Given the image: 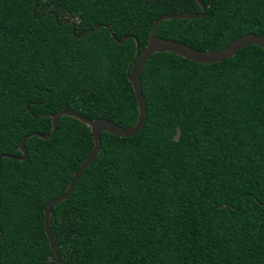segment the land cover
I'll list each match as a JSON object with an SVG mask.
<instances>
[{
  "label": "trees",
  "instance_id": "1",
  "mask_svg": "<svg viewBox=\"0 0 264 264\" xmlns=\"http://www.w3.org/2000/svg\"><path fill=\"white\" fill-rule=\"evenodd\" d=\"M203 17L155 34L201 51L264 36V0H202ZM200 12L194 0H0V154L48 133L61 109L132 125L127 63L152 21ZM123 36L127 38L118 43ZM143 127L100 133V149L51 207L61 264H264V50L217 62L152 53L140 72ZM0 158V264H54L42 208L92 147L60 116L51 137Z\"/></svg>",
  "mask_w": 264,
  "mask_h": 264
},
{
  "label": "water",
  "instance_id": "2",
  "mask_svg": "<svg viewBox=\"0 0 264 264\" xmlns=\"http://www.w3.org/2000/svg\"><path fill=\"white\" fill-rule=\"evenodd\" d=\"M194 1L200 8V12L198 13H194V12L167 13V14H163L155 18L151 23L147 42L144 45L143 49L140 51V53H138V43L133 37L135 49H134L133 56L127 63V66L125 69V76H126L127 81L130 83L133 96L135 99V103H136V109H137L136 120L132 125L128 127H122L107 119H103V118L89 119L76 111L69 110V109H61L56 112L47 114V116L50 118V130L48 133H39L36 131H32V132L25 134L20 139L19 144H18V150L20 152V155L13 156V155L6 154V153L0 154V158L10 157V158H15L17 160H23L26 155L25 146H24L25 138L31 137V136H37L40 139H46V138L51 137L56 129L58 118L64 115L73 117L76 120L82 122L88 127L91 133L92 147L90 151L88 152V154L83 159V161L80 163L78 169L72 174V177L70 181L67 183L64 191L60 193L59 195L51 198L48 202L44 204L42 208L43 232L48 241V247L51 249L54 255V260H55L54 264H61V257L59 255L57 246L55 244L53 235L50 231L49 221H50L51 207L57 202H60L66 198V196L71 192L74 186V183L76 182L78 177L82 174L87 164L96 156V154L98 153L100 149V133L102 131L112 133L114 135H117L118 137H131L135 135L143 127L145 119H146V110H145L144 97L140 89L139 78H140V72H141L142 66L144 65L148 57L152 53L169 51V52H174L180 55L181 57L192 60V61L201 62V63H210V62H217L224 58H227L230 55H232L237 49L245 45H249V44L257 45L264 50V36L258 35L255 33L242 34L236 37L235 39H233L232 41H230L224 47L214 50V51H201L193 47H190L184 43H181L179 41L161 38L155 34L156 27L161 20L171 19V18L198 19V18L203 17L205 13L204 3L202 2V0H194ZM126 38L127 36H123L121 39L117 40V42L121 43Z\"/></svg>",
  "mask_w": 264,
  "mask_h": 264
}]
</instances>
